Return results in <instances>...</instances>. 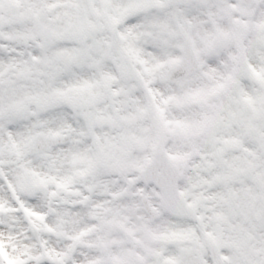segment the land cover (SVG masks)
<instances>
[{
  "label": "snow or ice",
  "instance_id": "6c2138e0",
  "mask_svg": "<svg viewBox=\"0 0 264 264\" xmlns=\"http://www.w3.org/2000/svg\"><path fill=\"white\" fill-rule=\"evenodd\" d=\"M0 264H264V0H0Z\"/></svg>",
  "mask_w": 264,
  "mask_h": 264
}]
</instances>
